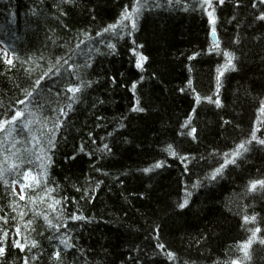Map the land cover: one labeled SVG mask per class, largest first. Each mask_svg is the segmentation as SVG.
I'll list each match as a JSON object with an SVG mask.
<instances>
[{
    "label": "trees",
    "instance_id": "1",
    "mask_svg": "<svg viewBox=\"0 0 264 264\" xmlns=\"http://www.w3.org/2000/svg\"><path fill=\"white\" fill-rule=\"evenodd\" d=\"M134 2L0 0V21L11 27L0 29V120L25 113L15 131L0 132V162L8 169L26 149L33 153L31 164L0 178V264H264V190L249 191L250 181L264 180V21L256 19L264 4L214 0L213 24L200 0H141L135 29L126 20L105 33ZM224 51L234 53L235 70L225 68ZM80 81L91 85L73 100L67 89ZM217 96L221 107L205 99ZM253 132L248 151L213 179L225 153L230 161ZM37 155L51 157L46 180ZM29 169L43 183L22 191ZM53 198L61 201L55 210ZM254 227L261 232L246 260L238 245Z\"/></svg>",
    "mask_w": 264,
    "mask_h": 264
},
{
    "label": "snow or ice",
    "instance_id": "2",
    "mask_svg": "<svg viewBox=\"0 0 264 264\" xmlns=\"http://www.w3.org/2000/svg\"><path fill=\"white\" fill-rule=\"evenodd\" d=\"M66 2H70V0H66ZM215 2L217 4H220V5L224 4V0H215ZM259 3L264 4V0H259ZM236 6L238 7L239 4H237ZM143 7H146V3H141V0H135L134 6H133L131 11H129L128 7L125 6L124 11L122 12L120 20L117 22V24L109 25L103 31L105 33L110 32V31H115L117 29L118 25H123V22L126 21V20L131 21L132 29H135V27H136V18L141 13V10H142ZM200 7L206 11L207 16L212 20V22L214 24L215 23V17L213 15V13H214V0H200ZM253 7H255V5H253ZM208 9H212V10L209 11ZM256 19H258L260 21H264V13L260 14L258 17H256ZM123 26L127 27V25H123ZM212 31H213V35H215V27H213ZM236 42L238 43V41H236ZM215 43H216V47L218 48L219 47L218 41L215 42ZM77 47H79V45H77ZM109 47L114 49L115 45H111L110 44ZM140 47H143V45H141ZM222 55L224 57H226L225 68H232L233 70H235L234 60L236 59V57H235L234 53L228 52V51H224L222 53ZM147 59H148V57L141 55L139 57V60L137 61V67L142 69L141 61H146ZM66 62L67 61H65V63ZM7 63L11 64L12 61L8 60ZM49 71H51V69H49ZM217 71L220 73V75H223V73L220 72V69H217ZM44 75L47 76L48 73L46 72ZM77 79L79 80V77H77ZM39 84H40V80H37L36 81V86L38 87ZM189 84H191V81H189ZM90 85H91V81H88L87 83H85L84 81H80V83L78 85L69 87L67 89V91L71 92L73 94L71 99L75 100L76 99V94L80 93L85 86H90ZM218 87H219V83H218ZM135 88H136V85L134 83L132 85L133 91H135ZM193 91H195V90L193 89ZM27 96L31 97L32 96V92H27ZM205 99L207 101L211 102V103H215L217 107H221L222 106L218 96H217V99L214 100V101L212 100V97H205ZM196 101L197 102L200 101L199 94H196ZM19 103L20 104H24L25 101L21 100V101H19ZM138 103H139V101H137V104ZM68 107L71 108L72 104H69ZM262 110H264V109H262ZM60 111H61V114H65V113H63V109H61ZM132 111H141L142 112V111H144V109L143 108H139V107H134L132 109ZM193 111H195V109ZM24 117H25L24 111L19 110V109L16 110L15 113L11 116L10 119H2V120H0V132L7 131L9 134H11L13 131H15V125L17 124V122L20 121ZM30 123H31L30 120H24V127L27 128ZM61 123H62V121L57 120V123H56L55 127L59 128ZM225 123H228V121H225ZM190 124H191V117H189V120L186 121L184 126L188 127ZM8 126H11V127H8ZM49 131H52V130L50 129ZM196 131L197 130H196L195 127H191L190 131L187 134L189 136H192L193 139H195ZM33 139L35 140L37 138L34 137ZM253 140H256L255 132L252 133L251 140L243 141V142H241L240 144H238L236 146V149L233 151L232 159L230 161L228 160V155L229 154L225 153V165H221L220 168L215 169L212 178L215 179V177L217 175L221 174L222 171H223V168L226 166L227 163L235 164L236 163V157L241 156L244 152H247L248 148L246 147V144H250ZM53 141H54V137L53 138H49V140H48V144L52 148L55 147V144H54ZM258 143L261 144V145H264V139L259 140ZM13 147H15V145H13ZM104 147L108 151H111V149L108 148V145H105ZM82 150H83V146H81V151ZM165 151H167L170 155H173V156L177 155L176 152L172 149L171 145H168L167 148L165 149ZM32 156H33V153L30 150L26 149L24 151V155H22L20 157V164L18 165L16 163H10L8 169H5L3 167V162H0V178H2L6 172L14 170V169L20 167L21 165H23L24 163L31 164L32 163V159H31ZM74 158L75 157H73V159ZM36 159L38 161H41L39 166L43 170V179L46 180V166L43 163V161L46 160L48 162V164H50L51 163V157L47 156V155H44V156L37 155ZM180 159L181 160H185V159H187V157H181ZM4 160L7 161L8 157H5ZM163 166H164V163L162 161H160V162H157L156 164L150 166L149 168L143 169V171L144 172H151L154 169L161 168ZM23 179H24L25 183L21 184L22 191L26 190V189L35 190L37 188H41L42 183H43L42 178L40 176H32L31 175V169H29L28 171L23 173ZM29 180L32 181L31 184L27 183ZM5 183H7V181H5ZM15 183H16V181H13V185H15ZM197 183H199V182H197ZM258 186H259L260 190H264V180L250 181V183H249V191H252V192L257 191ZM193 187H196V185H193ZM43 190H44L45 194H48V193L53 191V189L47 188L46 185L43 186ZM19 199L20 200H24L25 197L23 195H19ZM31 199L34 202L35 197H32ZM41 200H43V197H41ZM60 203H61V201L55 200L53 198V203L49 204V207L52 208L53 210H55L56 205H59ZM187 203H188L187 200H185L183 203L179 204V207L182 209V208H184L187 205ZM21 215H23V213H21ZM0 219H4V218L0 217ZM44 219L46 221H48V217L47 216H44ZM70 219L73 220V221H78V220H84L85 217H83L82 215L73 214L72 216H70ZM243 219H244V222L247 224V223H250V222H255L256 221V216H254V215L251 216V217L244 216ZM6 222L7 221L5 220V223ZM29 223H31V222H29ZM48 223H49L50 226H53L51 224V221H48ZM63 226L66 227L67 225H63ZM54 227H56V229L59 230L60 225H55ZM156 231L158 232V229H156ZM17 232H19V229H17ZM249 232L251 234L247 238V240L241 241L239 243V245H238V247L240 248V251H242L244 253V258L246 260L250 259L249 254H248V250L250 249V247H251V245L253 243L257 242L258 234L261 232V228L260 227H254V228L249 229ZM3 235L6 237L7 233H4ZM61 243L64 244L65 247H72V245H70L67 240H63L62 239ZM259 243L260 244H264V239H259ZM15 244L19 248H23L24 247V245L20 244L18 241H16ZM32 246L36 247V243L33 242ZM157 247L163 249L164 245L163 244H158ZM4 252H5V248L3 246H0V255H3ZM54 256H55L57 261L60 260V252L59 251H56L54 253ZM167 256L170 259H174L175 258V253L168 252ZM25 264H27V260H25ZM231 264H240V262L234 260V261L231 262Z\"/></svg>",
    "mask_w": 264,
    "mask_h": 264
},
{
    "label": "bare ground",
    "instance_id": "3",
    "mask_svg": "<svg viewBox=\"0 0 264 264\" xmlns=\"http://www.w3.org/2000/svg\"><path fill=\"white\" fill-rule=\"evenodd\" d=\"M4 15V14H3ZM2 17V15H0V18ZM2 19V18H1ZM4 24H8L9 25V22H6V20L5 19H3L2 21H0V25H4ZM211 38L213 39V38H215V39H217V41H218V43H219V36H218V33H217V31L215 30V35H213V31H211ZM215 43V42H214ZM109 44H111V45H114V43H112V42H110ZM216 44V43H215ZM3 45V43L2 42H0V47ZM136 59L137 60H139V56H137L136 57ZM137 64V63H136ZM221 76V75H220ZM197 190V192L199 191V189H196ZM258 191L260 190L259 189V187H258V189H257ZM195 194V192L194 191H192V195H194ZM163 254H165L164 252H163ZM231 262L232 261H230V262H228V264H231Z\"/></svg>",
    "mask_w": 264,
    "mask_h": 264
},
{
    "label": "rangeland",
    "instance_id": "4",
    "mask_svg": "<svg viewBox=\"0 0 264 264\" xmlns=\"http://www.w3.org/2000/svg\"><path fill=\"white\" fill-rule=\"evenodd\" d=\"M8 28H11V27L8 26V25H5V26H3V27H0L1 30H6V29H8Z\"/></svg>",
    "mask_w": 264,
    "mask_h": 264
},
{
    "label": "water",
    "instance_id": "5",
    "mask_svg": "<svg viewBox=\"0 0 264 264\" xmlns=\"http://www.w3.org/2000/svg\"><path fill=\"white\" fill-rule=\"evenodd\" d=\"M213 40H214L215 42H217V39L213 38Z\"/></svg>",
    "mask_w": 264,
    "mask_h": 264
}]
</instances>
